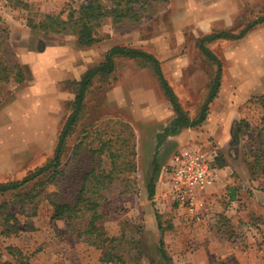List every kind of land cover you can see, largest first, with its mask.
Wrapping results in <instances>:
<instances>
[{"label": "rangeland", "instance_id": "rangeland-1", "mask_svg": "<svg viewBox=\"0 0 264 264\" xmlns=\"http://www.w3.org/2000/svg\"><path fill=\"white\" fill-rule=\"evenodd\" d=\"M88 1L0 0L2 61L20 64L27 75L24 83H0V184L23 180L31 171L53 160L60 132L76 98L74 82L104 61L113 46L140 48L139 38L154 36L157 26L163 35L176 36L174 29L179 28L175 19H181L186 7V0H135L130 5L126 0H102L109 8L114 2H119V10L134 7L138 18L129 14L121 21L114 17L105 19L96 31L101 42L82 48L76 35L65 33L57 21L66 20ZM263 15L264 0H251L249 7L241 10L238 22L249 23ZM194 40L192 35L189 42L193 44ZM212 41L206 47L222 63V83L224 66H230L226 51L238 40ZM168 43L171 45V41ZM54 46H68L84 53L88 69L82 73L84 68L74 62L73 69L68 70L73 77L57 84L63 95L52 103V76L62 74L64 69L52 64L51 59L42 61L41 55L51 53L49 49ZM188 56L190 63L182 72H165V77L171 84L177 81L173 88L179 104L194 120L201 115L209 81L218 68L205 54L201 58L196 48ZM110 80V84L102 79L95 81L82 119L67 140L62 165L57 169L68 172L63 186L52 181L55 168H51L18 191L0 194V206L9 203L7 208L0 209V264H113L101 261L108 250L80 240L65 219L53 220L54 210L46 201L40 202L42 197L25 206L16 203L15 198L47 184L48 192L61 190L63 199L73 200L79 179L93 166L89 149L98 146V127L107 125L111 134L118 130L117 121L130 124L136 134V168L118 174L121 176L117 185L107 193L108 201L100 208L105 216L100 226L106 237L115 239L109 245L111 251L115 248L114 252L128 264H264V103H255L264 94L257 93L248 99L235 110V121L230 120V115L225 122L221 119L227 115L228 103L218 96L209 105L208 113L210 110L213 114L210 122L185 128L175 136L158 138L156 134L165 129L159 119L166 117L168 126L177 115L152 66L140 60L117 58ZM144 81L160 86L161 94L155 93L150 99ZM118 86L123 106L110 101ZM52 109L57 112L55 121ZM30 116L33 119H27ZM228 124L232 126L227 133L228 144L223 143L222 147V127ZM80 142L84 144L74 158V147ZM185 148L208 152L216 165L214 185L204 192L203 207L194 211L190 206L181 207L169 189L168 164L177 151ZM223 156L228 159L226 166L221 167ZM109 163L107 160L106 164ZM67 166L71 168L68 170ZM153 177L155 196L150 199L148 187ZM126 188L127 192L122 193ZM232 192L235 201H231ZM6 211L20 222L16 236L2 233ZM161 246L167 254L166 261ZM9 247L19 249L27 259H14Z\"/></svg>", "mask_w": 264, "mask_h": 264}, {"label": "trees", "instance_id": "trees-1", "mask_svg": "<svg viewBox=\"0 0 264 264\" xmlns=\"http://www.w3.org/2000/svg\"><path fill=\"white\" fill-rule=\"evenodd\" d=\"M126 1L130 5L131 1L135 0ZM116 2H114L113 7L109 8L104 6L102 0H90L82 4L78 10L72 11L66 20L60 18L61 20H59L60 22L57 21V24L63 26V31L65 33H73L76 35L77 42L80 46L85 48L92 47L101 42L96 35V31L98 28L102 27L105 19L114 17V19L121 21L129 14H133L138 18L134 7H127L125 10H119L120 4ZM262 23H264V15L258 20L250 22L240 34L222 32L206 36L200 41L199 47L201 51L209 60L217 65L218 69L215 77L211 81L209 97L201 109V115L194 120L182 110L178 98L165 77L161 63L156 56L141 48L125 46H116L112 48L108 52L106 60L103 63L87 71L80 81L74 82L77 86L76 98L71 103L70 113L60 132L53 160L45 166L31 171L23 180L0 184V194L18 191L51 168H55L52 173V181L59 183L60 187L63 186L66 180L65 176L68 172L65 170L58 171L57 169L62 165L61 159L65 153L67 140L70 135L75 132L78 123L82 119L86 108L87 96L93 89L95 81L97 79H102L104 82L109 81V84L112 83L110 77L114 75L117 58L140 60L149 64L155 70L160 84L177 114L175 120L170 127L166 128L164 133L160 135V138L162 136L178 134L180 130L184 128L202 125L207 119L209 104L219 93L223 70L220 59L206 47V42L222 38L240 40L256 25ZM26 78V72L20 64H8L2 61L0 47V83H9L11 81L24 83ZM115 79L116 78H114V80ZM260 101L264 103V95L257 97L255 103ZM116 125L118 127V132L114 131L111 134L107 132V125L101 126L100 128L98 127V132L96 131V138L99 142L98 146L89 149L93 166L79 179L77 193L73 200L63 199L61 190L57 192H48L46 188L47 184H42L40 189H37L38 191L34 190L27 195H17L15 198L17 202L16 200L15 202H20L22 206H25L28 201L34 202L39 197H42L40 202L46 201L54 210L53 220L59 218L65 219L72 228L71 232L76 233V236L80 240L95 248L108 250L106 253H103L101 261L113 264H128L122 256L114 252L115 248H112V251L109 249V245H111L115 239L106 237L105 231L100 226L102 219L105 217L101 214L100 208L104 202L108 201L109 196L107 193L112 190L113 186L117 185L122 172L130 173L136 168V134L134 133L133 127L123 121H117ZM83 144V142H80L74 147V158L79 156V149H81ZM85 146L89 145L86 144ZM107 160L110 161L109 165L106 164ZM223 166H226L224 160L221 162V167ZM70 168L71 167L67 166L68 170ZM119 173L121 174L118 176ZM57 176L61 177V180L58 179ZM155 178L156 177L152 179L148 187L150 199H153L155 196ZM125 192H127V188L122 191V193ZM235 199V192H232L231 201H235ZM8 204L9 203L6 202L3 203L0 209L7 208ZM19 224L18 218L11 212L6 211L2 219V225L4 227L2 233L7 237L16 236L20 229ZM160 251L163 259L166 261L168 257L162 246ZM8 252L16 260L27 259V256H24L17 248L9 247ZM7 263L8 262L3 264Z\"/></svg>", "mask_w": 264, "mask_h": 264}, {"label": "crops", "instance_id": "crops-1", "mask_svg": "<svg viewBox=\"0 0 264 264\" xmlns=\"http://www.w3.org/2000/svg\"><path fill=\"white\" fill-rule=\"evenodd\" d=\"M250 2L251 0H186V7L184 8L186 12H182L180 20L175 19L177 22L174 24L178 25L179 28L174 29V34L177 31L176 36H167V33H165L164 35L166 36H164L161 33L162 30L157 26L153 30L154 36H142V38H139L141 40V45H139V47L156 56L161 63L164 74L165 72H182V68L188 66L190 63L188 53L191 52L192 48L197 49L201 58L205 57L201 49H199V43L204 37L222 32L240 34L247 27L250 22H241L239 24L240 18L238 20V17L243 8L249 7ZM170 32L172 33V31ZM189 35H193L195 39L193 44L189 42L191 39V36ZM135 38H137V36H135ZM219 40L226 41L232 39L222 38L217 39L216 41ZM169 41H171V45H169ZM116 46L119 45H115L113 48ZM49 50L51 53L47 54L46 51L41 55L42 61L51 59L52 64L61 65L62 69H64V71L60 72L62 74H59H65V77H61L60 75L52 76V103H55L56 100L58 98L60 99L63 95L62 90H60V88L58 89L57 84L64 79L73 77L71 72L68 71L69 69H73V63L75 62V66L80 65L81 68H84L82 73L88 69V65L85 60H83L85 54L79 50L76 51L74 48H70L68 46H54ZM225 59L229 62L230 66H224V74L225 77H227H224V81L220 85L219 93L215 98L217 99L218 96H220L219 98H224L225 104L228 103L227 105L229 108L227 109V115L225 114L226 117L221 119L223 122H225L230 115V120L235 121L238 115L237 112L234 113L235 110L242 106L248 99L251 97L253 98L254 95L256 96L257 93H261L260 95L264 94V23L256 25L244 38L238 40L235 44L229 45L226 51ZM104 61L102 60L100 64ZM229 73H231V77H229ZM168 79L170 80V78ZM211 81L212 80H210L208 84L209 90L207 99L210 93ZM176 82L177 81H173L172 84L170 83L173 91V83ZM144 85L146 88L145 92L150 99H152L155 93L157 95L159 93L161 94L160 86H155V84L145 81ZM119 89V86L115 88L114 97L110 101L123 106L124 104L121 101V98H119V93H121ZM40 90H42V88L37 89L36 92ZM211 103L209 105H211ZM56 113V110L52 109V121H55L57 118ZM212 115L209 110L207 119L203 124L210 122L211 119H213ZM32 117L33 116H30L27 119L31 120L33 119ZM176 117H174L173 121ZM159 121L161 123L164 122L163 125L165 129L170 127V124H172L171 122L167 126L168 123L166 117L159 119ZM231 127L232 126H230V124L222 127L223 135L220 136L222 147L225 146V143L228 144L227 133L231 131ZM165 129L162 133L156 134V136L158 135V138H160V135L164 133ZM223 159L226 161L225 163H227V156H223ZM154 162H156L155 157L153 159V163Z\"/></svg>", "mask_w": 264, "mask_h": 264}, {"label": "built area", "instance_id": "built-area-1", "mask_svg": "<svg viewBox=\"0 0 264 264\" xmlns=\"http://www.w3.org/2000/svg\"><path fill=\"white\" fill-rule=\"evenodd\" d=\"M170 193L181 206L203 207L202 196L215 182V160L208 152L185 148L177 151L168 164Z\"/></svg>", "mask_w": 264, "mask_h": 264}]
</instances>
